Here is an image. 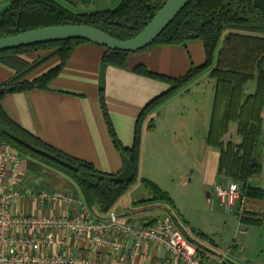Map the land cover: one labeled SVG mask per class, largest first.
I'll return each mask as SVG.
<instances>
[{
	"label": "crops",
	"instance_id": "0c3cea01",
	"mask_svg": "<svg viewBox=\"0 0 264 264\" xmlns=\"http://www.w3.org/2000/svg\"><path fill=\"white\" fill-rule=\"evenodd\" d=\"M10 2L11 0H0V13L9 8ZM105 52L106 48L94 43L79 45L59 74L49 83L47 89L6 94L2 97L0 106L9 119L45 143L93 164L103 174L117 175L124 166L123 155L115 145L103 115L99 97L100 88H104L105 91L109 120L117 140L123 148H131L139 116L153 99L171 87L169 83L145 76L137 72L135 68L142 66L152 73L178 78L185 75L191 66L203 65L206 61V54L201 41H192L186 46H154L130 53L127 57V67L124 69L104 64ZM48 55L46 51L21 55L20 57L24 61L32 65L28 71H22V68L16 69L0 62V86L15 78L19 72H23L19 80L33 81L54 69L59 65V59ZM203 82L208 85L205 107L213 106L215 81L210 79L206 73L148 116L142 128L138 179L112 210L119 216L121 223L152 224L156 218L170 211V206L164 203L135 205L139 200L150 197L149 191L141 181L145 178L169 193L174 204V208L171 210L184 233L195 238L201 244L202 242L191 230L208 236L201 228L191 224L192 220H189L184 214V207L180 208L175 203L170 188L157 180V175H160L154 170L151 160L148 159L151 150L160 147L169 149L170 146H174L183 163L178 167L179 183L186 190L185 195L188 201L193 200L192 191L198 188L208 199L213 197L216 201L215 205H218L219 199L214 193V185L217 183L220 153L217 149L207 145L203 150L201 136L196 133V127H198L196 118L191 117L189 121H185L186 114L183 113L184 109L190 107L198 110V104L195 101L197 99H194V96H187H190L192 91ZM178 104L182 106V111L176 107ZM199 104H203V101L199 100ZM149 121L155 123L153 131H149L147 128ZM235 126L237 127V124ZM19 156L23 163L22 187L24 191L62 192L73 199L82 200L95 223H108V215L99 213L95 207H89L81 191L70 178L50 169L46 179L29 177L28 158L21 155L20 152ZM161 179L163 181V177ZM172 181L174 185L175 180ZM193 181L194 183H192ZM263 203V201L249 200L246 213L253 218H261L260 210ZM218 206L219 210L228 211L220 203ZM75 208L76 206L73 207L71 215L75 212ZM15 212L17 214L31 213L38 216L67 214L63 204L51 205L42 209L36 201L16 203ZM56 235L58 238L65 236L64 232H57ZM103 236L113 238L118 236L123 242L124 248L116 256H120L122 253L126 257L131 256L133 240L128 235L116 230L114 234L105 232ZM68 239L70 244L68 250L76 257L106 260L113 256L110 251L105 249L79 244L71 237ZM213 242L214 245L207 246L212 251L210 257L223 258L225 264H233L228 258L227 252L221 253L216 242L214 240ZM236 246H238L237 243H234L232 248L235 249ZM64 251L59 246H53L49 253ZM165 263L183 264L175 259L168 249L152 243H144L140 255L136 259V264Z\"/></svg>",
	"mask_w": 264,
	"mask_h": 264
},
{
	"label": "trees",
	"instance_id": "16d2710c",
	"mask_svg": "<svg viewBox=\"0 0 264 264\" xmlns=\"http://www.w3.org/2000/svg\"><path fill=\"white\" fill-rule=\"evenodd\" d=\"M167 1L121 0L112 9L76 13L58 0H11L9 8L0 13V38L44 27L86 25L118 40H129L144 30ZM91 2L79 0L74 5H89ZM192 41L203 43L206 61L199 67L191 66L181 77L158 75L142 66L135 68L137 72L165 81L171 87L153 99L139 116L131 148H123L117 140L109 120L104 88L99 90L101 109L113 141L122 155L127 156L133 164L135 179L131 183L112 182L96 177L106 174L93 164L69 155L25 131L8 118L0 106L2 137L28 158L29 177L46 179L49 169L61 173L75 183L89 207H95L99 213L108 215L138 179L142 128L148 116L207 73L215 81L207 146L220 153L217 183H237L244 189L248 200L264 202V188L251 183L252 179L261 177L263 172L257 150L262 135L264 110V0H192L149 47L186 46ZM84 43L89 41L61 40L0 52V62L16 69L22 68V71H28L32 65L24 61L21 55L46 51L48 56L59 59L57 67L33 81L19 80L23 72L17 73L15 78L0 86L3 91L0 101L6 94L47 89L74 50ZM129 54L130 52L106 49L103 63L125 69ZM251 81L256 82V87L253 93L248 94L247 87ZM232 123L237 124L239 143L225 140ZM147 128L153 131L155 123L149 121ZM141 181L150 197L139 200L135 205L164 203L171 209L174 208L167 191L151 180L143 178ZM171 209L168 214L180 228ZM240 222L260 226L262 218H253L246 213ZM192 232L202 244L183 233L197 247L201 261L209 263L212 251L207 246L214 245L213 240L204 233Z\"/></svg>",
	"mask_w": 264,
	"mask_h": 264
},
{
	"label": "built area",
	"instance_id": "2783aa9c",
	"mask_svg": "<svg viewBox=\"0 0 264 264\" xmlns=\"http://www.w3.org/2000/svg\"><path fill=\"white\" fill-rule=\"evenodd\" d=\"M1 133L0 127V264H136L144 243L165 247L183 264H225L223 258H211L209 263H203L197 247L186 239L168 213L156 218L152 224H133L121 223L119 216L111 211L108 223L98 224L93 221L82 200L73 199L59 191H24L23 163L19 152ZM214 193L220 205L236 213L239 220L246 214L249 200L239 184L216 183ZM26 201H36L42 209L63 204L67 214H17L15 204ZM74 206L76 210L71 215ZM116 230L132 238L130 257L123 253L116 256L124 248L118 236H103L105 232L114 234ZM57 232H64L65 236L58 238ZM69 237L79 244L110 251L113 256L106 260L76 257L68 250ZM53 246L65 251L51 254L49 250Z\"/></svg>",
	"mask_w": 264,
	"mask_h": 264
},
{
	"label": "rangeland",
	"instance_id": "374dc122",
	"mask_svg": "<svg viewBox=\"0 0 264 264\" xmlns=\"http://www.w3.org/2000/svg\"><path fill=\"white\" fill-rule=\"evenodd\" d=\"M58 1L76 13H87L112 9L116 7L121 0H91L92 3L89 5H74V3H79V0ZM206 82L201 83L198 88H195V90L192 91L190 96H187H194L193 98L197 99L195 101L199 105H197L198 110L196 111V109H193L192 107L183 110V113L186 114L185 121H189L191 117L196 118L195 121L198 125V127H196V133L201 136L203 150L207 145L206 140L210 116L212 113V105L205 107V100L207 102L206 95L208 86ZM255 87L256 82L251 81L247 87V93H253L255 91ZM198 98L200 101H203V104H199ZM176 107L182 111V106L180 104ZM236 130L237 127L234 123H232L230 126V132L225 137V140H231L235 143H239L240 137L237 136ZM159 152L161 155L158 154ZM257 155L263 166V172L261 177L252 179L251 183L264 188V112L262 135ZM148 159L151 160L154 170L163 177L162 181V177L160 178V176L157 175V180L170 188L171 195L173 196L175 203L180 206V208L184 207V214L189 220H192L191 224H194L197 228H201V230L208 234V236L216 242V245L221 253L227 252L228 258L233 264H264V203L262 204L260 210L262 225H244L240 222L236 213H231L230 211L222 209L219 210V208H217L219 207V203L217 202L218 205H215L216 201L214 198L212 197L208 199L201 190H198V188L193 189V200L188 201L185 195L186 190L181 187L182 184L180 185L179 183L180 173L178 171V167H180L183 163L178 156V150H176L174 146H170L169 149L164 147H160L159 149L155 148L151 150V155H148ZM57 178L59 180V177ZM172 180H175L174 185ZM192 183H194V181ZM240 231H246V233L243 234ZM234 243H237L238 245L235 249L232 248Z\"/></svg>",
	"mask_w": 264,
	"mask_h": 264
},
{
	"label": "water",
	"instance_id": "95a60500",
	"mask_svg": "<svg viewBox=\"0 0 264 264\" xmlns=\"http://www.w3.org/2000/svg\"><path fill=\"white\" fill-rule=\"evenodd\" d=\"M191 1L168 0L144 30L129 40H118L91 26L63 25L39 28L15 36L1 37L0 52L71 39L86 40L110 50L138 52L151 46ZM2 94L3 91L0 89V98ZM123 162V169L116 176L96 175V177L112 182L131 183L135 179L133 164L125 155H123Z\"/></svg>",
	"mask_w": 264,
	"mask_h": 264
}]
</instances>
